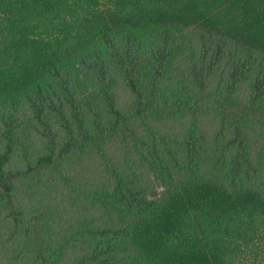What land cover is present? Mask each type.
I'll use <instances>...</instances> for the list:
<instances>
[{
    "label": "trees",
    "instance_id": "trees-1",
    "mask_svg": "<svg viewBox=\"0 0 264 264\" xmlns=\"http://www.w3.org/2000/svg\"><path fill=\"white\" fill-rule=\"evenodd\" d=\"M0 264H264V0H0Z\"/></svg>",
    "mask_w": 264,
    "mask_h": 264
}]
</instances>
